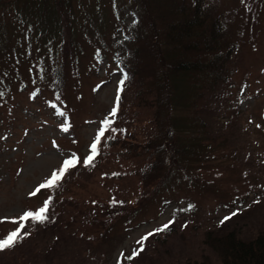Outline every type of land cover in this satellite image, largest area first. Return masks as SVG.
<instances>
[{"label":"trees","instance_id":"1","mask_svg":"<svg viewBox=\"0 0 264 264\" xmlns=\"http://www.w3.org/2000/svg\"><path fill=\"white\" fill-rule=\"evenodd\" d=\"M81 1L0 0V16L9 10L16 20L8 27L14 29L21 24L30 27L32 36L24 41H39L48 31L49 44L53 46L46 69L27 80L0 69V127L13 118L8 100L13 105L18 103L14 101L15 94L26 88L25 83L31 87L33 95L50 90V104L57 113L61 114L64 107L67 112L71 111L68 102L77 91L73 84L77 75L74 65L77 43L80 46L77 39L85 38L100 45L103 50L98 45L97 48L103 54L96 60L116 50L114 57L124 70L122 81L128 82L126 89L129 86L130 91L127 109L120 110L124 98L120 93L108 117L100 118L92 141L97 144L93 161L100 158L101 149L107 153L113 166L110 183L116 186L127 179V190L132 189L133 198L113 194L108 199H86L82 192L70 190L64 177L51 188H40V184L33 190L35 195L30 193L27 197L35 198L36 202L27 203L24 213L38 211L52 197L48 220L40 224L43 232L57 233L64 228V222L71 219L80 227L86 223L92 225L101 236L119 226H124L122 230L126 233L127 224L144 218L141 210L152 194L170 177L183 175L189 160H206L208 151L221 141L229 145L225 153L234 156L245 147L239 140L249 134V128L244 127L246 116L240 115V103L249 93L248 76L256 68L257 57L250 50L262 51L264 28H260L263 27L264 0H236L234 5L226 0H129V6L126 0H93L96 8L109 13L107 26L113 31L111 35L116 31L126 36L118 44L105 36L103 24L96 29L78 25ZM127 9L134 14L131 25L125 23ZM17 11L19 17L14 16ZM56 14L65 15L61 27L58 20L56 22ZM239 65L244 70L239 71ZM256 77H262V73L259 71ZM18 80L22 82L11 87ZM141 123H146L151 132L140 135L137 124ZM102 128L104 133L100 135ZM87 157L78 151L71 156L72 171L81 178L76 186L89 181L93 161L85 166ZM244 161L248 163L250 159ZM109 174L104 171L102 177L108 178ZM226 220L221 219L206 232L218 254L217 264H264V226L245 236L237 227L229 228ZM3 221L0 219V236L4 239L20 228L16 223H11V227L3 226ZM27 221L33 224V229L23 232L27 223L24 224L19 233L23 239L0 252L22 251L30 245L37 225L31 217ZM169 221L173 223L163 231H155L154 238L164 240L175 234V218ZM30 256L37 257L24 250L19 256L12 253L4 264H21ZM176 264L212 262L201 259Z\"/></svg>","mask_w":264,"mask_h":264},{"label":"rangeland","instance_id":"2","mask_svg":"<svg viewBox=\"0 0 264 264\" xmlns=\"http://www.w3.org/2000/svg\"><path fill=\"white\" fill-rule=\"evenodd\" d=\"M226 1L230 5L236 3V0ZM126 3L129 6V0ZM15 13L14 16H20L18 11ZM64 16L56 14L60 27ZM108 16L104 9L96 8L93 0H82L77 23L93 29L103 24L105 36L113 38L114 44H118L126 36L116 31L114 36L111 35L113 31L107 26ZM124 17L127 25L134 21V14L128 9ZM15 22L9 10L0 16V69L13 72L18 79L27 80L29 76L46 69L47 59L53 55V46L49 44L48 31L45 38L39 41H24L32 36V31L24 24L14 29L8 27ZM261 25L260 30L264 28V20ZM83 39H77L80 46L77 43L74 64L77 75L73 81L77 91L68 102L70 112L64 107L61 111L63 115L57 113L50 104V90L33 95L26 83V88L15 94L14 101L18 103L13 105L8 100L9 113L13 118L0 127V219H4L3 226L11 227V223H16L21 229L27 223L22 231H31L33 224L21 217L27 203L30 205L36 199L27 196L40 184L46 183L54 171L64 167L65 161L71 160L75 152L86 157L91 154L100 118L108 117L120 93L124 94L120 110L127 109L130 91L129 86L126 89L128 82L122 81L124 70L114 57L116 50L96 60L103 54V49L98 43L102 50H98L96 43ZM244 39L248 40L246 36ZM262 42V51L250 50L257 57L256 68L248 76L249 93L240 103V115L246 116L244 127L249 128V134L239 140V143H245V147L239 149L238 156L225 153L229 145L221 141L208 151L206 160H189L183 175L170 177L152 194L145 209L141 210L144 218L127 224L126 233L122 230L124 226H119L101 236L92 225L86 223L80 227L77 221L71 219L64 222V228L57 233L43 232L41 223L36 222L37 228L30 238V245L22 251L33 252L37 257H26L21 264H176L201 259L217 264L218 254L206 232L221 219L228 217V227H237L245 236L263 227L264 33ZM240 70L244 67L239 65ZM259 71L262 77H256ZM8 79L5 77V81ZM18 82L22 80L13 82L11 87L15 88ZM256 89L258 92H255ZM137 129L140 135L151 132L146 123L137 124ZM246 158L250 159L248 163L244 161ZM110 160L111 157L101 149L100 158L91 164L89 181L76 186L81 178L74 174L72 165L62 178L66 177L70 190L82 192L86 199H108L113 194L133 198L132 189L127 190V179L116 186L110 183L113 169ZM104 171L110 173L108 178L106 175L102 177ZM189 205L192 207L189 208ZM172 217L177 223L175 234L164 240L147 236L150 232L154 234ZM145 236L147 239H144ZM2 240L4 238L0 236ZM22 251L0 252V264H4L10 254L19 256Z\"/></svg>","mask_w":264,"mask_h":264},{"label":"snow or ice","instance_id":"3","mask_svg":"<svg viewBox=\"0 0 264 264\" xmlns=\"http://www.w3.org/2000/svg\"><path fill=\"white\" fill-rule=\"evenodd\" d=\"M2 94V93H0ZM113 112H115V109H113ZM61 115H63V113H61ZM105 125H107L108 121H104ZM65 131H67V128L64 129ZM104 133V129L102 128L100 130V135H103ZM100 135H98L96 137L97 142H99L100 139ZM97 155V144L93 143L91 146V155H89L85 160H84V164L85 166H88L94 159V157ZM73 164L72 160H66L64 163V167H62L58 172L54 171L51 178L44 184H41L39 187L40 188H51L54 185H56V183L62 178L64 172L67 170V168L69 166H71ZM39 189H37L38 191ZM31 195H35L34 193H31ZM52 197H49L47 201H45V204L43 207H41L38 211L36 212H25L24 215L21 217L22 220H27L29 217H31L35 222H39V223H44L48 220V215H47V211H48V205L51 202ZM192 206L189 205V208H191ZM235 214V213H234ZM225 219H228V217H225ZM173 221H169L168 224L163 225L161 228L156 229L155 231H163L165 229H167L169 227L170 224H172ZM223 223V221L221 222ZM23 227V225L21 226ZM21 229L17 228L15 231L11 232L6 239L0 241V250L6 248V247H10L12 245H14L18 240L23 239L22 236L19 235ZM25 235H27V233H25ZM153 235V233H148L147 236H151ZM147 236L144 237V239H147ZM135 255V252H134ZM129 259H131V257H129Z\"/></svg>","mask_w":264,"mask_h":264}]
</instances>
